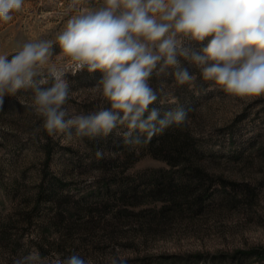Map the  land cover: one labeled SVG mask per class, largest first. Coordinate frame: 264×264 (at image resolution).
<instances>
[{
    "label": "rangeland",
    "instance_id": "374dc122",
    "mask_svg": "<svg viewBox=\"0 0 264 264\" xmlns=\"http://www.w3.org/2000/svg\"><path fill=\"white\" fill-rule=\"evenodd\" d=\"M101 4L24 0L11 21L0 22V54L8 60L26 42L53 43L51 65L70 86L62 106L69 116L111 107L93 90L103 72L78 70L57 43L71 17ZM210 40L185 43L200 53ZM179 59L196 77L195 87L177 86L171 69L159 76L154 70L149 85L158 98L148 110L158 109L160 118L176 107L187 112L197 163L212 175L211 196L162 212L170 204L151 192L154 180L181 183L187 179L181 168L152 156L149 141L125 144L123 127L95 139L53 138L31 106L33 90L20 89L0 105V264L36 253L45 264L72 254L90 264H111L114 257L128 264H264L252 254L264 249V95L232 96ZM130 185L139 187L142 204L125 210L114 195ZM192 190L198 195L202 188Z\"/></svg>",
    "mask_w": 264,
    "mask_h": 264
},
{
    "label": "clouds",
    "instance_id": "9594fccd",
    "mask_svg": "<svg viewBox=\"0 0 264 264\" xmlns=\"http://www.w3.org/2000/svg\"><path fill=\"white\" fill-rule=\"evenodd\" d=\"M23 4L24 0H0V22L11 21ZM207 37L211 40L200 53L185 43ZM57 43L78 70L103 72L93 90L111 107L69 116L62 106L71 95L70 86L65 72L51 65V41L26 42L11 60L0 54V105L6 94L31 88V106L53 138L95 139L123 127L125 131L118 133L123 142L136 146L184 124L187 112L182 107L163 118L158 109L148 110L158 98L149 85L154 70L159 76L171 69L177 86L195 87L196 77L179 58L198 66L205 81L232 96L264 95V0H102L98 8L71 17ZM45 65H49L46 70ZM50 82V87H41ZM96 156L102 159L103 150L97 149ZM13 264L45 261L36 253ZM49 264L90 262L72 254ZM111 264H128V258L114 257Z\"/></svg>",
    "mask_w": 264,
    "mask_h": 264
},
{
    "label": "trees",
    "instance_id": "16d2710c",
    "mask_svg": "<svg viewBox=\"0 0 264 264\" xmlns=\"http://www.w3.org/2000/svg\"><path fill=\"white\" fill-rule=\"evenodd\" d=\"M186 126L187 120L182 125H173L162 134L153 137L146 144L152 156L164 160L171 168H181L184 171L185 178H187L181 183H176L173 178H170L167 182L154 180L151 192L162 196V199L170 204L165 205L161 210L162 212L168 209H183L185 204L191 205L192 202H189V200L194 199V202L197 203L200 200L199 198L203 201L206 196L212 194V175L207 171L206 166L203 167L197 163L201 158V154L195 148L194 139L187 131ZM198 184L202 190L198 195H195V190L192 189L194 185L199 186ZM114 199L125 210L142 204L137 185H130L128 188L122 189L114 195ZM199 205L202 207L203 203L200 202ZM252 254L259 256L260 260H264V249L255 250Z\"/></svg>",
    "mask_w": 264,
    "mask_h": 264
}]
</instances>
